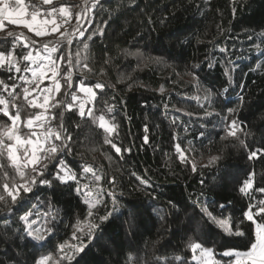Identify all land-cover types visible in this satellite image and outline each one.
I'll list each match as a JSON object with an SVG mask.
<instances>
[{"label":"trees","instance_id":"1","mask_svg":"<svg viewBox=\"0 0 264 264\" xmlns=\"http://www.w3.org/2000/svg\"><path fill=\"white\" fill-rule=\"evenodd\" d=\"M72 3L79 4L78 0H54L47 8ZM88 17L80 31L85 37L97 34L88 41L78 34L73 39V54L88 43L89 67L74 69L72 88L78 90L80 81L86 86L105 85L103 91L93 88L96 99L87 103L86 109L92 107L97 115L105 114L118 126L109 138L121 153L104 143L105 132L98 123L65 111L64 122L73 141L72 152L63 158L77 172L79 184L60 183L49 175L51 186L21 192L27 207L21 206L25 201L19 198L15 204L10 197L0 201V264H35L42 255L57 257L59 243L80 242L71 237L78 220L87 215L83 193L97 191L90 183L91 173L81 178L85 166L102 174L98 182L101 202L94 210L99 228L91 242L81 236L87 246L73 264H128L129 257L135 264H176L177 257L180 264H196L188 247L190 240L202 242L227 261L229 258L220 253L242 250L246 241L227 236L203 218L200 209L206 206L216 216L230 217L233 225L250 234V222L241 223L243 213L250 203L264 199V193L256 191L264 187V152L249 159L252 151L264 149V0H102L88 11ZM76 22L62 26L60 32L72 34ZM4 25L0 51H14L19 59L32 50L23 47L32 40L22 37L15 41L28 29L7 21ZM9 31L13 37L7 36ZM60 32L42 37L31 32L37 41L35 49L44 50L43 45L52 39L55 42ZM66 48L65 44L56 55L64 54ZM26 63L20 62L22 69ZM65 66L60 63L61 69ZM19 75L30 74L0 68V80L9 85L20 83L9 78ZM48 83L45 80L41 87ZM61 84L57 99L65 90L63 80ZM3 95L7 97L6 92ZM17 103L26 105L22 93ZM226 104L235 111L228 112ZM224 117L239 122L242 131L236 137L226 136ZM3 121L11 123L6 117ZM58 121L57 116L54 123ZM213 157L218 159L212 161ZM0 164L4 165L0 169L2 185L3 173L11 176L13 169L6 157L0 158ZM48 171H55V162L49 163ZM249 178L253 188L245 195L240 188ZM86 183L88 189L83 188ZM109 193L116 196L119 212L101 223L95 217L112 208ZM26 211H32L33 218L36 213L41 218L56 216L55 223L47 225L52 234L46 247H34V242L25 238L20 216Z\"/></svg>","mask_w":264,"mask_h":264},{"label":"snow or ice","instance_id":"2","mask_svg":"<svg viewBox=\"0 0 264 264\" xmlns=\"http://www.w3.org/2000/svg\"><path fill=\"white\" fill-rule=\"evenodd\" d=\"M42 4L54 5V0H42ZM99 4L100 0H92L88 11ZM29 7L32 9L31 12L28 10ZM73 7H79V5H73ZM71 18L72 13L66 6H53L50 10L42 11L40 3H32L31 0L27 5L25 0H0V30L5 27L4 21H7L9 24L22 25L29 32H33L35 36L42 37L60 32L63 24L70 22ZM75 18L77 23L81 19H90L87 15L81 16L80 14H77ZM76 32H78L79 38L84 41L92 40L93 36L97 34L93 32L85 37L83 31L77 29ZM102 34L101 32L100 35ZM13 35L11 31L7 33L8 37H13ZM21 39L22 34L15 37V41ZM36 43L35 40H32L30 44L24 43V48H32V50L20 56L19 59L14 51L7 53L0 51V68L6 69L9 73L14 70L15 73L30 74L9 77L13 81H20V83L14 82L11 85L0 80V113H2V117H0V158L6 157L13 169L11 176L7 172L3 173V183L0 185L3 191L0 192V201L10 197L13 204L17 203L18 198L25 201L21 192L31 193L37 186H51L52 180L48 178L49 175L60 183L77 181L79 184L77 172L63 158L72 152L71 143L73 141V136L64 122L65 111L78 115L81 120L90 119L94 124L98 123L99 128L105 132L104 143L111 144L117 154L121 153V148L109 138L116 132L118 126L106 119L105 114L97 115L92 107L86 109V104L96 99L93 88L103 91L105 85L96 83L93 86H86L83 81H80L78 90L72 88L74 69H78L81 65L84 68L89 67L87 62L89 59L88 43H83L82 50L77 47L74 54L72 34L67 32H60V37L55 40L52 47L45 43L43 54L35 49ZM65 44L67 45L65 53L57 56L56 53L60 52ZM81 51L85 53L84 56H81ZM221 51H225V49H221ZM33 52H36V55H33ZM21 61L27 62L23 69L20 66ZM61 62L66 65L63 69L60 68ZM225 75H229L227 70ZM45 80H48L49 83L41 87ZM61 80L64 81L65 90L62 97L57 99L56 96L61 93L62 89ZM18 88L20 92H17ZM224 91L227 93L228 89H224ZM5 92L7 97L3 95ZM78 92L83 93L88 99H82ZM21 93L26 105L17 103ZM242 101L243 97H241ZM225 107L230 113L235 111V109L227 107V104ZM26 109L38 111H26ZM55 109L61 110L57 113L54 111ZM74 109L75 111H73ZM107 111L110 113L112 107H109ZM22 113H24L23 118ZM57 116L59 121L54 123ZM4 117L11 123L3 121ZM224 121L223 130L226 136L236 137L237 132L242 131L237 120L228 121L227 117H224ZM76 126L79 127V123ZM23 129H27V131ZM145 142H147V138H145ZM241 144H244V141H241ZM245 147L247 146L245 145ZM125 151L130 152V149H125ZM177 152L181 153V159L184 160L179 145H177ZM261 152H264V149L252 151L249 159L257 157V154ZM216 159L218 157H213L212 161ZM53 162H55V171L49 172L48 165ZM3 168L4 165L0 164V169ZM193 171H195V165H193ZM89 173H91L90 183L97 187V191L95 194L92 190L83 193V202L88 206L87 215L83 220H78L71 237L72 240L80 242L75 245L68 241L59 243L57 245L59 255L55 261L53 255H42L35 261V264H73L76 256L83 253L87 246L81 236L86 235L89 242L95 239L94 230L99 228V224L94 222V210L101 202L98 182L102 179V174H97V171L93 170L91 166H85L82 169L81 178L86 177ZM140 182L151 187L145 180ZM108 183L112 184L114 180H109ZM83 188L88 189L89 184H84ZM252 188L253 181L249 178L240 188V192L248 195V190ZM256 191L264 193V187L257 188ZM76 192L77 195L81 194L79 186L76 188ZM109 195L112 199V208L105 215L95 217L101 223L108 221L114 213L119 212L116 196L112 193ZM249 199H253V197L250 196ZM21 206L27 207L26 201ZM220 207L224 208V205L221 204ZM200 211L202 217L206 218L209 223L221 228L229 237L242 238L246 241V246L242 250H223L220 255L229 259L218 261L215 259L213 249L204 247L202 242L190 240L188 247L193 253L192 259L196 261V264H264V199H259L254 204L250 203L248 209L243 213L244 219L241 220V223L244 220L250 222L252 226L250 234L242 230L239 225H233L230 217L216 216L206 206H202ZM33 215L32 211H26L20 216V220L25 226V238H30L34 242V247L35 245L46 247L51 243L48 237L52 234V229L47 225L54 224L56 216L53 214L49 218L48 214H45L41 218L39 213H36V218H33ZM41 219L43 223H41ZM39 250L37 249V251ZM180 261L181 258H175L176 264H180ZM128 264H135L132 257H129Z\"/></svg>","mask_w":264,"mask_h":264},{"label":"built area","instance_id":"3","mask_svg":"<svg viewBox=\"0 0 264 264\" xmlns=\"http://www.w3.org/2000/svg\"><path fill=\"white\" fill-rule=\"evenodd\" d=\"M100 1H102V0H100ZM31 2L32 3H39V2H33V1H31ZM78 2H79V4L78 3H72L71 5L66 6L69 8V11L72 13V18H71L70 22L63 24V27L67 28L74 21H77L75 18L77 14H80L81 16H84V15L88 16V7H89V4L92 2V0H78ZM25 3L27 5V4H29V1H25ZM73 5H79V7H73ZM40 6H41L42 11L43 10H50L47 8L48 5H43L42 2L40 3ZM57 7H59V6H57ZM28 10H29V12H31L32 11L31 7H29ZM38 19H39V17H38ZM86 20L87 19H81V21L79 23L76 22L74 30L72 32V39L74 37H76V35L78 34V32H76V30L77 29L81 30V28L85 25ZM81 25H82V27H81ZM21 34H22V37L31 40V37H29V35H30L29 33L28 34L26 33L25 35L23 33H19L18 36H20Z\"/></svg>","mask_w":264,"mask_h":264},{"label":"rangeland","instance_id":"4","mask_svg":"<svg viewBox=\"0 0 264 264\" xmlns=\"http://www.w3.org/2000/svg\"><path fill=\"white\" fill-rule=\"evenodd\" d=\"M20 33H23L24 35L27 33H29L30 35H29V37H31V40H34V38L31 36V32H29L28 30L26 31H21ZM74 39V38H73ZM52 42H54V39H52V40H50V41H48V42H46L47 44H50V43H52ZM40 53H44V50H42V51H39ZM80 95L81 96H83L84 97V94L83 93H80ZM84 99L85 100H87L88 98L87 97H84ZM55 259H56V257L55 256H53V260L55 261ZM215 259L216 260H218V261H223L222 259H219L217 256H216V254H215ZM193 260V259H192ZM194 261V260H193ZM194 262H196V261H194Z\"/></svg>","mask_w":264,"mask_h":264}]
</instances>
